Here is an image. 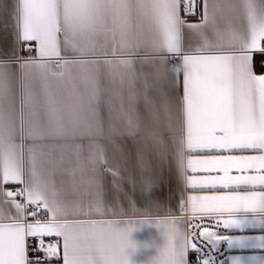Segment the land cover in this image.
<instances>
[{
  "label": "snow or ice",
  "instance_id": "snow-or-ice-1",
  "mask_svg": "<svg viewBox=\"0 0 264 264\" xmlns=\"http://www.w3.org/2000/svg\"><path fill=\"white\" fill-rule=\"evenodd\" d=\"M199 7L0 0L13 37L0 45V264H133L141 225L165 238L150 264H264V0H203L189 23ZM129 139L142 193L153 161L175 169L176 210L141 211L124 191L133 169L113 170L100 142L127 164ZM67 169L84 186L73 199ZM222 246L251 254L224 260Z\"/></svg>",
  "mask_w": 264,
  "mask_h": 264
},
{
  "label": "crops",
  "instance_id": "crops-1",
  "mask_svg": "<svg viewBox=\"0 0 264 264\" xmlns=\"http://www.w3.org/2000/svg\"><path fill=\"white\" fill-rule=\"evenodd\" d=\"M5 3L11 4L13 0H4ZM202 4L203 0H200L199 4V18L192 17V20H188L189 23H199L200 22V15L202 14ZM183 16V13H181ZM12 35H11V28L9 26L8 29H5L3 23H0V45L4 47H8L12 42ZM23 51L20 54L22 56L27 57L28 52ZM32 55L35 56V42H33V51ZM103 145L105 154L107 156L108 162L110 167L113 170L119 168L120 174L126 176L127 172L125 168L130 166L133 169V175L137 179V185L135 191L132 190L131 185L125 181L123 183V189L126 192H129L132 198L136 201L139 209L141 211L147 210L153 207V205L158 204L160 205L159 213L163 215L165 210H176L177 199L182 195V184L177 178V174L175 169L171 167L169 164L165 163L163 165H156V162L153 161V168L158 176V183L156 187L147 193H142L140 189V169L135 164V153L134 151L130 154L128 153V149L132 148V140L129 139L125 142V155H130V158L125 161V156L121 154L120 151L114 149L113 145L108 141H101ZM85 151L84 156H87V142H84ZM105 187L108 192V198H113L112 193V182L113 177L111 173H106L104 177ZM58 184L64 189L65 195L69 199L76 198V196L83 191V184L81 183V177L79 172L77 171L75 176L72 174V169H67L62 175L57 176ZM8 188H14L17 186L14 185H7ZM79 189L77 192L74 189ZM136 219H143L144 217H135ZM54 239L58 246L61 248L62 254V240L57 237H45ZM134 242L137 244L136 250L133 252L129 249L130 260L133 264H150L152 257L157 254V248L163 247L165 243V238L163 237L162 230L157 229L155 226L152 225H141L137 228V230L133 231L130 237ZM251 254L250 252H240L239 250H231L229 256L231 255H248ZM228 258V257H227ZM55 264H63L62 260H59Z\"/></svg>",
  "mask_w": 264,
  "mask_h": 264
},
{
  "label": "built area",
  "instance_id": "built-area-1",
  "mask_svg": "<svg viewBox=\"0 0 264 264\" xmlns=\"http://www.w3.org/2000/svg\"><path fill=\"white\" fill-rule=\"evenodd\" d=\"M197 3H198V5L200 4V0H197ZM183 13V12H182ZM183 15H184V13H183ZM188 17H195V18H199V9L197 10V13L195 14V15H191V16H188ZM187 17V18H188ZM44 241H45V245H47V244H49V243H52V244H57V242L54 240V239H50V238H46V239H44ZM30 242H31V244L33 245V246H35L36 245V240L34 239V238H30ZM58 245V244H57ZM39 255H41V256H43V253L41 252V253H38ZM229 254H230V250H228L227 248H226V246H222V252H221V254H220V258L221 259H224V260H226L227 259V257L229 256ZM30 255H37V253H34V252H32V253H30ZM59 260H56L55 258H53V261H52V264H55V263H57Z\"/></svg>",
  "mask_w": 264,
  "mask_h": 264
},
{
  "label": "trees",
  "instance_id": "trees-1",
  "mask_svg": "<svg viewBox=\"0 0 264 264\" xmlns=\"http://www.w3.org/2000/svg\"><path fill=\"white\" fill-rule=\"evenodd\" d=\"M187 19H188V20H192L193 18H192V17H188ZM25 53H27V52H25Z\"/></svg>",
  "mask_w": 264,
  "mask_h": 264
}]
</instances>
